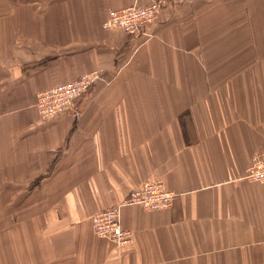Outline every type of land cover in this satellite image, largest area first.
I'll list each match as a JSON object with an SVG mask.
<instances>
[{
  "label": "crops",
  "instance_id": "crops-1",
  "mask_svg": "<svg viewBox=\"0 0 264 264\" xmlns=\"http://www.w3.org/2000/svg\"><path fill=\"white\" fill-rule=\"evenodd\" d=\"M149 0H0V264H264V0H172L133 38L109 11ZM100 71L72 111L39 91ZM168 209L90 218L149 179Z\"/></svg>",
  "mask_w": 264,
  "mask_h": 264
},
{
  "label": "built area",
  "instance_id": "built-area-1",
  "mask_svg": "<svg viewBox=\"0 0 264 264\" xmlns=\"http://www.w3.org/2000/svg\"><path fill=\"white\" fill-rule=\"evenodd\" d=\"M172 0H149L141 6H128L109 11L103 22L105 29H120L127 36L142 38L146 28L158 13L167 7ZM100 71L81 75L76 80L54 86L36 94V110L41 120L70 112L75 101L85 96L91 86L100 80ZM245 179L264 182V147L255 153L245 171ZM175 194L167 190L161 179H149L132 189L116 205L95 213L90 218L92 232L115 246L121 247L132 242L133 234L120 224V211L125 206L136 205L145 211H157L170 208Z\"/></svg>",
  "mask_w": 264,
  "mask_h": 264
},
{
  "label": "rangeland",
  "instance_id": "rangeland-1",
  "mask_svg": "<svg viewBox=\"0 0 264 264\" xmlns=\"http://www.w3.org/2000/svg\"><path fill=\"white\" fill-rule=\"evenodd\" d=\"M172 2V1H171ZM166 8V7H165ZM163 182V181H162ZM164 184V183H163ZM174 200V199H173ZM172 204H173V202H172ZM168 209V208H167Z\"/></svg>",
  "mask_w": 264,
  "mask_h": 264
}]
</instances>
